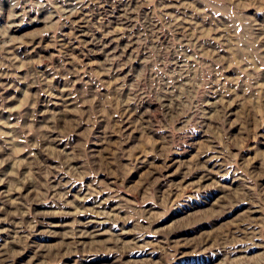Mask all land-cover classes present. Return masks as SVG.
I'll list each match as a JSON object with an SVG mask.
<instances>
[{
    "label": "rangeland",
    "instance_id": "374dc122",
    "mask_svg": "<svg viewBox=\"0 0 264 264\" xmlns=\"http://www.w3.org/2000/svg\"><path fill=\"white\" fill-rule=\"evenodd\" d=\"M0 264H264V0H0Z\"/></svg>",
    "mask_w": 264,
    "mask_h": 264
}]
</instances>
